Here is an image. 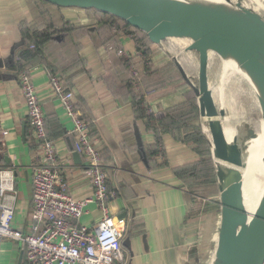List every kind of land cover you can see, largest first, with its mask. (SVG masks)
Here are the masks:
<instances>
[{
	"label": "crops",
	"instance_id": "0c3cea01",
	"mask_svg": "<svg viewBox=\"0 0 264 264\" xmlns=\"http://www.w3.org/2000/svg\"><path fill=\"white\" fill-rule=\"evenodd\" d=\"M242 5L264 16V0H242ZM27 30L47 34L42 51L29 59L27 66L43 104L47 132L55 140L70 193L76 198H86L93 194V188L84 170L83 155L81 162L74 157L77 150L73 120L50 84L52 71L60 72L75 90L79 109L91 121L109 183L118 189V196L110 205L116 219L126 222L124 246L128 264L198 262V254L204 255L205 246H210L217 237L221 210L218 213L216 206L212 210H199L197 204L201 201L190 198V190L177 169L197 163L200 154L181 133L165 131L161 124L150 127L137 103L141 97L140 106L145 113L160 114L158 111L163 107L183 102L189 88L170 87L163 95L155 93L150 97L134 94L131 63L141 65L157 43L143 33L147 41L139 33L142 31L115 15L104 21L93 10L59 6L46 0H0V164L16 168L20 194L15 227L29 228L31 164L37 152L29 135L19 66L16 62L9 63L13 53L16 61L19 51L34 42L27 40ZM161 53L153 58L160 59ZM160 140L162 144L158 143ZM85 209L80 218L85 225H93L102 216L95 201L88 202ZM9 241L14 242L12 247L1 249L0 264L18 262L22 243L5 240L2 247ZM24 260L25 256L22 264H26Z\"/></svg>",
	"mask_w": 264,
	"mask_h": 264
},
{
	"label": "water",
	"instance_id": "95a60500",
	"mask_svg": "<svg viewBox=\"0 0 264 264\" xmlns=\"http://www.w3.org/2000/svg\"><path fill=\"white\" fill-rule=\"evenodd\" d=\"M59 6L96 9L113 14L143 30L152 42L163 44L171 37H189L190 49L199 51L198 81L195 82L177 57L175 63L185 82L198 98L200 114L212 117L209 131L212 156L216 166L221 204L220 225L208 264H264V192L250 212L244 192L245 149L256 136L253 128L236 127L232 140L227 139L218 116L227 115L219 107L208 75L210 52L221 57L232 54L249 72L258 90L264 119V16L232 0H46ZM15 62V53L10 64ZM262 119V120H263ZM205 127V125H204ZM246 129V132H241ZM245 131V130H244ZM81 162V153L74 152ZM24 248L17 264L23 263Z\"/></svg>",
	"mask_w": 264,
	"mask_h": 264
},
{
	"label": "built area",
	"instance_id": "2783aa9c",
	"mask_svg": "<svg viewBox=\"0 0 264 264\" xmlns=\"http://www.w3.org/2000/svg\"><path fill=\"white\" fill-rule=\"evenodd\" d=\"M30 47L35 48V44ZM120 53L128 55L124 50ZM20 64L29 135L37 147L31 164L32 208L29 228L15 227L20 194L16 168L0 164V252L7 239L22 243L26 264H128L124 246L126 222L116 219L110 205L118 196V189L109 183L91 121L79 109L75 90L60 72L50 73L53 91L73 120L74 149L83 155L84 170L92 183L93 194L86 198H76L69 191L55 140L47 132L46 113L30 68L22 61ZM90 201L97 202L102 216L88 226L80 218Z\"/></svg>",
	"mask_w": 264,
	"mask_h": 264
},
{
	"label": "rangeland",
	"instance_id": "374dc122",
	"mask_svg": "<svg viewBox=\"0 0 264 264\" xmlns=\"http://www.w3.org/2000/svg\"><path fill=\"white\" fill-rule=\"evenodd\" d=\"M94 12H96L99 19L101 18L104 21L112 18L100 11L94 10ZM106 17L108 18L105 19ZM139 33L148 41L143 35L144 32ZM191 41L189 37H171L165 39L162 45L154 43L155 45H153L152 49L150 48L147 53L148 55L144 57L145 59L143 58L144 62L143 60L141 61V65L136 64L134 66L130 62V67L133 70L131 77L134 78L131 80V87L134 94L141 95L142 97H150L151 94L155 93L163 95L164 91L170 87L171 90H177L181 86L189 88L185 94L186 99L184 98L183 102L163 107L158 112L166 114L163 117L166 123L176 120L174 124H170L172 130L181 133L182 137L193 143L200 150L198 163L188 167L189 170L183 174L184 182L190 190V198L193 201H201L200 205L197 204L199 210H208L216 206L219 213L221 207L219 202L220 192L215 161L212 156L211 134L207 131L209 129L205 130L206 120L204 116L203 124L197 95L184 79L180 78V74L178 75V71H176L177 65L174 60V57H177L195 82L198 81L199 51L189 48ZM146 44L150 43L147 42ZM161 51L160 59H154L153 56L159 54ZM140 66H142V70ZM144 67L146 72L144 71ZM208 75L217 104L219 107H225L227 112L226 117H228L230 122L236 127L245 124L246 127L253 128L257 133L256 136L251 137L248 141L251 147L246 156V164L244 166L246 171L252 172L253 169L251 170L250 166L252 165L253 167L255 165V152L263 133V112L254 87L244 73L238 70L236 66L226 63L225 59L215 51L210 52ZM134 83H137V86ZM150 112L154 111L150 109ZM241 132H246V129H241ZM210 170L211 175L208 174ZM253 179V204H255L261 192L264 191V184L257 177ZM210 213L213 212L211 211ZM11 242L14 241L5 242L2 248L12 247ZM213 246L214 241L210 246L206 245L204 255L203 252H200L198 254L200 255V258L197 260L198 262L193 261L192 264H208L206 260L210 259L208 253Z\"/></svg>",
	"mask_w": 264,
	"mask_h": 264
},
{
	"label": "bare ground",
	"instance_id": "6f19581e",
	"mask_svg": "<svg viewBox=\"0 0 264 264\" xmlns=\"http://www.w3.org/2000/svg\"><path fill=\"white\" fill-rule=\"evenodd\" d=\"M217 1L225 2V0H217ZM238 1L239 0H232V4L236 5ZM223 58L225 59L226 63L236 66L238 70H240L242 73L246 75L247 79L250 81V83L256 90L257 94L259 95L258 90L255 86V83L253 82L249 72L246 70V68L243 67V65L238 61V59L232 54H227ZM211 118L212 117L205 115L206 129H209V122ZM218 118L221 119L227 139L232 140L236 134V127L230 122V120L228 119V117H226V115L224 116L220 115L218 116ZM262 123H263V133L260 137L256 152H255V157H254L255 165L253 167L252 165L250 166V169L251 170L253 169V171L249 172L244 169V166L246 164L245 159L251 147V144H248V143L245 149L244 165L242 167L243 179H244L245 200H246L247 207L251 213L254 212V210L256 209L259 203V200L264 192V191L261 192L257 202L253 204V180H254L253 178L254 177L259 178L260 180H262L264 184V119L262 120ZM256 142H257V139H256Z\"/></svg>",
	"mask_w": 264,
	"mask_h": 264
},
{
	"label": "trees",
	"instance_id": "16d2710c",
	"mask_svg": "<svg viewBox=\"0 0 264 264\" xmlns=\"http://www.w3.org/2000/svg\"><path fill=\"white\" fill-rule=\"evenodd\" d=\"M87 10H95V11H99V10H96V9H87ZM102 12V11H100ZM104 13L105 15H109V17H112L114 15L108 13V12H102ZM127 24L131 25L129 22L126 21ZM133 26V25H132ZM137 28V27H135ZM137 30H140L142 32H144L143 30L137 28ZM145 33V32H144ZM146 34V33H145ZM46 35L47 34H39V33H36V32H30L29 30H27V33H26V38L27 40L29 41H34L35 43V48H31L30 45L28 44V46H24L18 53V57L16 59V66H21L20 64V61H22V63H24V65H28V60L35 57L37 54H39L41 51H42V45L44 44L45 42V39H46ZM147 35V34H146ZM147 37L149 38V36L147 35ZM150 40V38H149ZM151 41V40H150ZM152 42V41H151ZM177 71H178V75L180 74V78L182 77L181 75V72L179 70V68L177 67ZM180 72V73H179ZM183 78V77H182ZM184 79V78H183ZM185 81V80H184ZM141 97L140 98H137V103L139 104V109L141 110V116L144 117L146 120H147V123L150 127H154V128H157L158 127V124L160 125L161 124V127L163 130L165 131H171L172 128H171V123L174 124V122L176 120H172L171 123H166L164 120H163V117L166 115H162V114H147L145 113V110L144 108H142L140 106L141 104ZM197 107V106H196ZM154 121V122H153ZM162 130V131H163ZM162 131L158 134L157 136V139L159 140V137L162 133ZM173 131V130H172ZM181 135V134H180ZM203 137V135H202ZM184 138V137H183ZM185 139V138H184ZM204 139V137H203ZM186 140V139H185ZM189 142V141H188ZM158 143L162 144V140L158 141ZM195 146V145H194ZM195 149L199 152L200 154V150L195 146ZM199 161V160H198ZM197 161V163H198ZM195 163V164H197ZM195 164L193 165H190V166H194ZM190 166H184V167H181V168H178L177 169V174H179L180 176L183 177V174H185L189 169L188 167ZM209 175H211V170H210V173H208ZM24 262H26V260H24Z\"/></svg>",
	"mask_w": 264,
	"mask_h": 264
}]
</instances>
